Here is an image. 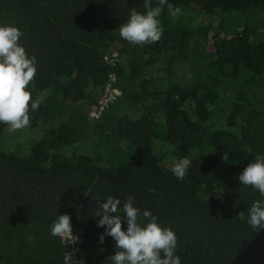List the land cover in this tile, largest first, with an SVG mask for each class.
I'll list each match as a JSON object with an SVG mask.
<instances>
[{"label":"trees","instance_id":"obj_1","mask_svg":"<svg viewBox=\"0 0 264 264\" xmlns=\"http://www.w3.org/2000/svg\"><path fill=\"white\" fill-rule=\"evenodd\" d=\"M168 3L181 12L163 6L161 39L133 45L120 26L145 0H0V26L19 28L36 57L26 90L43 101L29 104L28 127L41 129L29 155L0 146V264H64L70 246L51 235L63 214L83 264H112L115 241L98 242L96 211L113 197L123 216L130 195L176 233L181 264H264V229L248 223L264 198L239 181L264 155V0ZM194 11L208 21L195 24ZM112 72L122 94L91 119ZM183 158L192 164L178 180Z\"/></svg>","mask_w":264,"mask_h":264},{"label":"clouds","instance_id":"obj_2","mask_svg":"<svg viewBox=\"0 0 264 264\" xmlns=\"http://www.w3.org/2000/svg\"><path fill=\"white\" fill-rule=\"evenodd\" d=\"M167 5L170 15L177 17L181 9L168 3V0H158L156 7L151 0H145L146 12L136 9L130 12V19L120 26V36L133 45L156 43L161 39L163 29L159 17L163 6ZM23 32L12 25L0 26V122L8 125L11 131L23 129L30 124L29 104L31 110L39 109L41 99L32 98V93L26 90L37 74L36 57H29L26 49L20 44ZM227 162V153L222 157ZM192 161L183 158L176 162L171 171L178 180H183L191 167ZM242 186H251L264 198V155H257L239 175ZM155 191V189H149ZM134 196H129L123 204L121 216V201L108 197L99 203L96 216L98 227H105V232L99 237V243L105 242L110 236L115 241V254L108 260L112 264H181V259L175 254L177 235L171 228H164L158 223V218L150 211L134 206ZM127 223L124 230L123 224ZM249 225L253 229H264V199H258L249 208ZM51 235L61 239L73 237L71 217L68 214L59 215L51 226Z\"/></svg>","mask_w":264,"mask_h":264},{"label":"built area","instance_id":"obj_3","mask_svg":"<svg viewBox=\"0 0 264 264\" xmlns=\"http://www.w3.org/2000/svg\"><path fill=\"white\" fill-rule=\"evenodd\" d=\"M120 54L117 50L111 51L106 54L104 60L108 65L112 67L119 61ZM117 83V75L112 72L108 81L104 87V90L101 96L98 99V103L95 109L90 112L91 119L100 118L103 113L110 107V105L117 100L118 97L121 96V90L116 86ZM73 228V227H72ZM73 237L62 239L63 243L70 246V250L66 253L64 264H83L81 259L78 256L79 251V236L78 231L73 228Z\"/></svg>","mask_w":264,"mask_h":264},{"label":"rangeland","instance_id":"obj_4","mask_svg":"<svg viewBox=\"0 0 264 264\" xmlns=\"http://www.w3.org/2000/svg\"><path fill=\"white\" fill-rule=\"evenodd\" d=\"M190 14L195 24H203L208 21V17L200 11H194ZM40 131L41 129H33L28 126L23 129L11 131L10 127L7 126L0 139V146L4 151L16 152L23 156H27L30 153L31 143L39 139Z\"/></svg>","mask_w":264,"mask_h":264},{"label":"water","instance_id":"obj_5","mask_svg":"<svg viewBox=\"0 0 264 264\" xmlns=\"http://www.w3.org/2000/svg\"><path fill=\"white\" fill-rule=\"evenodd\" d=\"M96 201H97V200L94 199L93 201H91V204H93V203L96 202Z\"/></svg>","mask_w":264,"mask_h":264}]
</instances>
